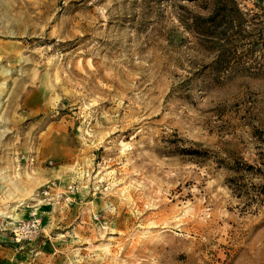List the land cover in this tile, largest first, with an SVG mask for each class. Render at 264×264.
Returning a JSON list of instances; mask_svg holds the SVG:
<instances>
[{
	"label": "rangeland",
	"instance_id": "1",
	"mask_svg": "<svg viewBox=\"0 0 264 264\" xmlns=\"http://www.w3.org/2000/svg\"><path fill=\"white\" fill-rule=\"evenodd\" d=\"M236 2L212 40V0H0V264H264V0Z\"/></svg>",
	"mask_w": 264,
	"mask_h": 264
},
{
	"label": "trees",
	"instance_id": "2",
	"mask_svg": "<svg viewBox=\"0 0 264 264\" xmlns=\"http://www.w3.org/2000/svg\"><path fill=\"white\" fill-rule=\"evenodd\" d=\"M240 15L241 11L236 0H212V9L209 14L206 17L195 16L193 20L198 31L213 40L217 38L218 33H224L225 28L232 27L236 23L239 25Z\"/></svg>",
	"mask_w": 264,
	"mask_h": 264
},
{
	"label": "built area",
	"instance_id": "3",
	"mask_svg": "<svg viewBox=\"0 0 264 264\" xmlns=\"http://www.w3.org/2000/svg\"><path fill=\"white\" fill-rule=\"evenodd\" d=\"M73 190L72 186L68 187ZM50 194L49 186L40 191V195L48 196ZM42 212L37 206L32 205L25 218L13 221L10 227V235L14 242L18 244L28 243L38 238L43 233Z\"/></svg>",
	"mask_w": 264,
	"mask_h": 264
},
{
	"label": "crops",
	"instance_id": "4",
	"mask_svg": "<svg viewBox=\"0 0 264 264\" xmlns=\"http://www.w3.org/2000/svg\"><path fill=\"white\" fill-rule=\"evenodd\" d=\"M26 211H27V209H26ZM24 213H23V211L21 210L19 213H16V217H13L15 220H18V219H22V218H24L25 216H26V214L25 215H23ZM45 219H47L46 220V223L44 224V231L45 230H47V228H49L47 225H52V224H54V221H55V219H56V217H55V215H54V213L53 212H50V213H47L46 215H45V217H44ZM62 219V218H61ZM60 220V219H59ZM10 241L12 242V240L10 239Z\"/></svg>",
	"mask_w": 264,
	"mask_h": 264
}]
</instances>
